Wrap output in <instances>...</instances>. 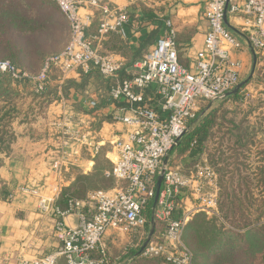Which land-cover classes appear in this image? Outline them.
Instances as JSON below:
<instances>
[{"label": "built area", "instance_id": "2783aa9c", "mask_svg": "<svg viewBox=\"0 0 264 264\" xmlns=\"http://www.w3.org/2000/svg\"><path fill=\"white\" fill-rule=\"evenodd\" d=\"M47 1L59 9L68 23V43L62 51L47 57L36 75L22 71L8 60H0V73L15 81H30L32 91L39 95L50 86L54 75L62 86L66 80L96 72L110 83V104L105 112L106 108L97 100L86 103L95 112L93 120L110 118L111 124L121 127L114 128L109 141L114 159H110L113 166L106 177L113 180V189L93 192L85 200L70 199L65 209L56 198H40L39 209L43 216L54 219L55 237L60 246L32 263L128 264L132 258L125 256L126 247L139 252L150 237L147 226L151 213L167 224L161 243H156L154 236L142 255L162 254L167 264H193L192 252L183 240L192 213L172 218L174 197L180 189L190 187L192 181L171 168L169 157L190 131L199 111L209 103L225 101L241 84L242 63L234 58L233 51L240 50L244 42L226 26L225 11L227 19L242 20L246 42L259 53L264 50V0H206L202 13L208 31L194 71L180 64L177 32L171 19L165 21L156 45L133 68H128L122 58L106 51L111 37L127 38L131 18L125 8L108 0ZM125 1L131 6L151 0ZM73 118L64 104L57 123L62 131L63 147L75 143L91 147V134L96 130L92 131L91 126L85 128L83 122L76 123L74 136L67 137L75 124ZM72 140L74 143L70 145ZM98 148L97 144L95 151ZM67 156L63 150L53 163L58 180L62 179ZM204 175L213 179V174L202 168L196 183ZM160 177L163 182L155 204ZM205 208L215 212V194L203 199L201 209ZM71 214H77L79 219L73 228L66 223ZM109 237L127 240L122 257L113 258L107 245ZM21 263L27 264L23 260Z\"/></svg>", "mask_w": 264, "mask_h": 264}, {"label": "crops", "instance_id": "0c3cea01", "mask_svg": "<svg viewBox=\"0 0 264 264\" xmlns=\"http://www.w3.org/2000/svg\"><path fill=\"white\" fill-rule=\"evenodd\" d=\"M108 1L125 8L131 18L127 26V38L111 37L106 45L108 53L117 55L122 58L126 67L133 68L140 62L145 52L156 45L165 29V21L171 19L177 32L180 64L191 71L195 70L196 58L204 49L205 35L208 31V24L202 13L206 0H151L131 6H128L125 0ZM228 21L234 28L229 30L244 42L240 50L233 51V56L242 63L240 78L241 82H245L249 80L253 69V54L244 38L242 20L230 17ZM115 38L119 41H115ZM256 54L257 70L261 69L264 73V50ZM81 79L72 78L77 83ZM55 83L58 89L65 85L61 86L58 80ZM103 95V90H90L88 96L73 91L68 99L63 97L51 99L48 108L43 109L45 112H39L37 103L35 101L32 103L30 98L22 100L24 105L27 104V110L22 112V119L25 122L19 125V119L14 118L8 128L18 138L0 144V181L6 187L4 194L0 195V264H20L22 260L27 264H33L32 261L36 258L58 250L60 243L55 237L54 219L43 216L39 209V201L45 196L56 198L59 203L61 195L59 187L72 186L78 177L72 168L77 167L85 174L90 173L95 154L104 149L105 145H109L114 128L121 127L117 124L104 123L101 130L95 128L97 125V120H93L96 119L95 112L86 103L97 100L107 112L110 104L108 92ZM64 104L69 114L74 117L73 129H76V123L80 122L85 124V128L91 126L92 131L95 128L96 133L91 134V147H81L77 143L68 148L61 146V139L58 137L60 128L57 123L61 119ZM31 105L34 109L28 112ZM51 121H54L53 125L56 128H45ZM43 130L47 132L48 139L42 137ZM38 135L41 137L38 138ZM97 144L99 148L95 151ZM63 150L68 156L62 179L58 180L52 166L60 158ZM106 154L110 160V156L114 154L113 148ZM33 191L38 194H33ZM78 222L77 214H71L66 218V223L72 228L76 227ZM113 239L116 238L107 239L109 249ZM126 245L127 240L122 249Z\"/></svg>", "mask_w": 264, "mask_h": 264}, {"label": "rangeland", "instance_id": "374dc122", "mask_svg": "<svg viewBox=\"0 0 264 264\" xmlns=\"http://www.w3.org/2000/svg\"><path fill=\"white\" fill-rule=\"evenodd\" d=\"M20 1L24 3L25 6L29 4L32 5L30 7L32 15L35 14V16L47 18V16L49 15V13H47L48 9H53L56 11V13H59L62 18V21H60L59 24L57 23L55 30H53V27H50L49 30L53 31L42 33L43 36L39 40L40 45L37 44L36 39H29L31 50L37 49L36 51H46L48 54L44 59L62 51L68 42L69 28L59 9L54 4L44 0ZM114 40L116 41V38ZM118 41L119 40L117 39V42ZM20 42L23 44V39L20 38ZM0 60H4V55H0ZM21 65L26 66L27 68L30 67L29 69L31 71H37L40 70L42 62H32L30 64L22 63ZM263 74V71L261 69L257 70L256 67L254 78L252 77V79H249L245 84V87H242V92H240L241 97L239 99H229L224 102L209 103L205 105L204 108H202V115L197 116L196 120L191 123L189 133L197 126L203 115L207 116L213 112L217 114V126L210 132L209 139L205 143V150L202 153H200L198 156L192 157L190 154V150L186 149L185 139H183L179 147L169 157L171 168L175 171H178L183 176L192 181L190 187L180 189L179 193L174 197V212L172 214V218H180L181 216H183V214L191 211L192 215L189 224L197 219L198 221L196 224L205 222V224H208L209 228H213V230H216L217 232H222L225 230V228L227 230L235 232L236 230L227 225L223 220V218L225 220H230L226 219L227 217H225L227 208L224 207L225 209L222 210L224 200L223 188H227L228 190H230L228 188V184L230 181H232L236 186V193L243 198V206L245 210L242 208V211L244 212L245 219L242 224H245L247 220H257V226L264 224ZM57 80V75H54L52 77V85L49 88L50 91L48 92V96L46 97L48 98V102L45 101L43 103L44 108H48L51 99H56L58 97L68 99L64 91V86L60 93L58 85L55 83ZM70 81H73L72 78L66 80V82ZM81 82L82 79L79 83ZM101 86L102 85H100V88L98 90H103V93L105 95L107 92L105 88ZM73 91H75L77 94L85 96H88V93H90L89 88L83 90H76L74 88H71L68 92L69 95ZM18 96L19 98H17L16 96V100L19 99V101L18 103H16L15 112L19 114L16 119H19V125H21L23 122H25L22 119L21 113L27 110V104L24 105V101L22 102V100H25L31 96L28 91L21 88L18 89ZM41 111L45 112L46 110ZM32 118L34 117L32 116ZM104 121H106V123H111L109 119L101 118L100 120L96 121L97 125H95V128L101 130ZM16 122L18 123V120H16ZM53 124L54 121H51L45 126V128H56V126H54ZM43 133L44 134H42V137H44V139H48V135L46 134L47 132L43 130ZM70 133L72 135L70 134L67 137L74 136L72 127H70ZM58 137L61 139V146L63 147L64 143L62 139L63 135L61 129L59 130ZM69 142L70 145L74 143L73 140ZM195 142H197V140H194L190 144L191 147L195 145ZM111 149L112 146L110 144H107L105 145L104 149H101L97 154H95L94 165L91 169V172L88 174H85L77 167H71L76 171L78 176L82 175L83 173V175H90V180L87 184H85V186L88 188L85 198L82 199L74 197L72 199L85 200L88 195L93 192L109 191L115 187L113 181H110L104 177V173L106 171H111L113 166L106 154V152ZM110 157L111 159H114L112 155ZM202 168H207L208 172H211V174H213V179L209 177L207 178L208 175H204L201 181L198 180L199 182L196 183L197 174ZM57 183L61 185L58 180ZM5 188L6 187L4 186V184L0 181V195L4 194ZM66 188L68 187H59V189L61 190L60 200ZM198 189L200 190V192L196 191ZM210 194H215L217 198V209H215V212H212L211 209L207 208H205V210L201 209L203 199L208 198ZM202 196H205V198L202 199ZM200 214L201 218H197V216H199ZM239 216L240 214L236 213L235 218H239ZM148 220L149 225L147 226V232L150 234L151 231L154 230V236L157 234V238L155 239L157 240L158 238H161L162 234L165 232L167 223L164 220H158L151 213L148 214ZM196 224L194 225V227L196 226ZM189 226L185 237L187 244L190 243V241L193 243H197V248L201 249L203 247V241L194 239L192 237V234L194 231H196L197 227L194 228L192 226ZM204 227L205 230H207V226L204 225ZM249 229L250 228H245L244 230L239 232L245 234ZM125 242L126 239L122 238L112 240V245L110 246L112 256H114L115 258L119 256L122 257V246ZM195 248L193 246L192 250L195 251ZM133 249L136 250L135 248ZM146 261L147 260L145 259H141V261L135 264H144Z\"/></svg>", "mask_w": 264, "mask_h": 264}, {"label": "trees", "instance_id": "16d2710c", "mask_svg": "<svg viewBox=\"0 0 264 264\" xmlns=\"http://www.w3.org/2000/svg\"><path fill=\"white\" fill-rule=\"evenodd\" d=\"M31 6L30 4L25 6L20 0H0V55H4V60L10 61L15 67L22 71L30 75H36L40 70L31 71L29 69L30 67L27 68L21 64H30L32 62H42L43 64L44 58L48 53L44 50H31L29 39H36L37 44L40 45L39 40L43 36L42 33L55 30L57 23L59 24L62 18L59 13H56L53 9H48L47 13H49V15L47 18L35 16V14L32 15L30 11ZM50 27L54 29L49 30ZM20 38L23 39V44L20 42ZM262 77H264V74ZM100 85L105 88L106 92L109 91L110 83L103 80L98 73L93 72L90 75L84 76L81 83H76L74 81L66 82L64 91L68 98V92L71 88L76 90H83L86 88L98 90ZM243 87H245V85ZM19 88L30 93L31 97L29 98L31 102L34 103L35 101V103H37L36 105L39 107L40 112L44 109L43 103L45 101L48 102V98L46 97L50 91V86L42 94L37 95L32 91V84L30 81H15L8 74L0 73V144L6 141L11 142L18 138L16 135L12 134L8 128L11 126L12 119H16V117L19 116V114L15 112L16 103L19 101V99L16 100V96L19 98ZM240 97L241 94L239 91L236 94L230 95L226 100H236ZM32 110L33 108L31 105L28 112H32ZM202 113L203 111L201 109L198 116H201ZM216 115L215 112L207 116L203 115L197 126L184 137L186 149L190 150L192 157L198 156L205 150V143L209 139L210 132L217 126ZM109 120L111 119L109 118ZM40 137L41 136L38 135V138ZM194 140H197V142L191 147L190 144ZM106 172L104 173V177L113 181L106 177ZM89 178L90 175L82 174L78 176L75 184L64 190L62 198L58 203L59 206L65 208L68 200L74 197L85 198L88 191L85 184L88 183L90 180ZM228 188L230 190L223 188L224 200L222 210L227 208L225 217L230 220H225L224 218L223 220L236 231H230L225 228L224 231L217 232L213 230V228H209L208 224H205V222L196 224L198 221L196 219L189 224V221L184 231L183 240L185 245L192 252L193 264H264V224L257 226V220H247L245 224H242L245 219L244 212L242 211V208L245 210L243 198L236 193L234 182L230 181ZM236 213L240 214L239 218H235ZM197 218H201V214L197 216ZM195 224L197 228L196 231L193 232L192 237L203 241V247L201 249L197 248V243L190 241V243L187 244L185 239L188 226L194 227ZM204 225L207 226V230H205ZM245 228H250L247 233L242 234L239 232ZM155 236V238H157V234ZM155 242L161 243V239H155ZM193 246L194 248L196 247L195 251L192 250ZM125 256H130L132 258L131 262L128 264H135L141 261V259L147 260L144 264H167L166 258L162 254L151 256L139 255L137 250L128 246L126 247ZM113 258L115 257L113 256Z\"/></svg>", "mask_w": 264, "mask_h": 264}, {"label": "water", "instance_id": "95a60500", "mask_svg": "<svg viewBox=\"0 0 264 264\" xmlns=\"http://www.w3.org/2000/svg\"><path fill=\"white\" fill-rule=\"evenodd\" d=\"M229 1V0H228ZM224 22H225V24H226V26L228 27V28H230V29H234L231 25H230V23H229V21H228V19H227V10L225 11V17H224ZM251 47V46H250ZM251 51H252V54H253V58H254V62H253V69H252V72H251V75H250V77H249V79H252V77H253V75H254V73H255V70H256V67H257V54H256V52H255V50L251 47ZM247 83V81H245V82H241V84L239 85V86H237L236 87V89H234L231 93H230V95H233V94H236V93H238L239 92V90L245 85ZM162 182H163V177H160L159 178V180H158V191H157V195H156V199H155V204L157 203V200H158V198H159V193H160V188H161V186H162ZM154 234H155V232H154V230H152L151 231V233H150V237H149V239H148V241L144 244V246L140 249V251L138 252V254L139 255H142L143 254V252L145 251V249L147 248V246H148V244L150 243V241H152V239H153V237H154Z\"/></svg>", "mask_w": 264, "mask_h": 264}]
</instances>
